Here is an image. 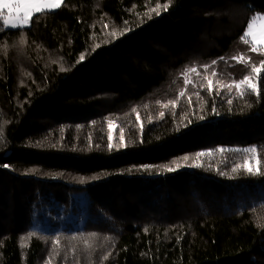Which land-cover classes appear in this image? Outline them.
Masks as SVG:
<instances>
[{
  "label": "trees",
  "instance_id": "obj_1",
  "mask_svg": "<svg viewBox=\"0 0 264 264\" xmlns=\"http://www.w3.org/2000/svg\"><path fill=\"white\" fill-rule=\"evenodd\" d=\"M255 13L264 0H64L0 29V162L72 168L131 213L92 201L74 232L0 234V264H264V176L232 171L250 147L264 171V72L259 97L204 78L232 80L222 55ZM244 130L259 138L211 142Z\"/></svg>",
  "mask_w": 264,
  "mask_h": 264
},
{
  "label": "rangeland",
  "instance_id": "obj_2",
  "mask_svg": "<svg viewBox=\"0 0 264 264\" xmlns=\"http://www.w3.org/2000/svg\"><path fill=\"white\" fill-rule=\"evenodd\" d=\"M58 8H52L50 11H56ZM5 15H7V10H5ZM257 15L264 16V13L243 15L242 18L247 20L244 33ZM243 35L232 45L229 52H224L222 55L224 62L232 61L231 65L221 64L222 74L232 77V80L220 78L218 83L224 88H228L227 85L251 74L249 59L251 64L256 66L264 60V50L260 54L251 51L250 45L243 42ZM234 57H245L246 59L238 61L233 59ZM230 66L235 69L236 74H230ZM212 73L206 72L204 78L207 81L213 80ZM214 73L216 74V71ZM231 92L238 93L235 87L231 89ZM258 138V134L244 130L229 135L218 133L211 142L240 147ZM7 166L4 167L0 162V234L22 229H35L41 232L61 230L74 232L80 228L92 201L121 218L131 215L125 208H120L119 195L115 190L100 189V186L90 184V179L72 168L65 170L54 168L50 164H27L20 161H10ZM48 181H52L51 184L46 183ZM73 186L76 189L73 190ZM79 187L82 188L79 189ZM61 198L64 200L62 203Z\"/></svg>",
  "mask_w": 264,
  "mask_h": 264
},
{
  "label": "snow or ice",
  "instance_id": "obj_3",
  "mask_svg": "<svg viewBox=\"0 0 264 264\" xmlns=\"http://www.w3.org/2000/svg\"><path fill=\"white\" fill-rule=\"evenodd\" d=\"M64 3V0H0V29L2 28H24L27 26H30V23L32 22L33 17L35 16L36 19H39V16L36 14H44L46 10L50 11L52 8H58ZM159 7V6H157ZM168 5H164V9L167 10ZM5 10H7V15H5ZM153 11H156V9H153ZM157 14H159L157 12ZM114 34V33H113ZM251 37V39H249ZM242 40L245 44L250 45V50L253 52H256L258 54L261 53L262 50H264V16L257 15L252 19V21L248 25L247 31L244 33ZM84 57H81V60H83ZM233 59H237L238 61H243L246 58L245 57H234ZM215 63V61L213 62ZM248 64L251 65L250 75H246L243 79L239 81L233 82V84L227 85L229 90H231L233 87L236 88L239 95L243 96L246 92L255 94L259 97L260 95V80L261 76L260 73L264 72V60L260 61L259 66H256L254 64H251L250 59L248 60ZM207 67V66H206ZM63 70V69H62ZM196 68H191L188 70V72H196ZM187 72L185 73V83H188L187 80ZM213 76L216 74L213 72ZM215 83L213 80H208V90L211 92L214 88ZM181 96L184 95L183 92L180 93ZM173 105H175V101L171 102ZM231 103V101H229ZM163 115V114H161ZM111 139V137H110ZM121 146H125L123 144V137H121ZM109 148H112V145L109 144ZM218 151L223 152V149H218ZM237 151H243L244 153L251 154L249 157H247L242 165H237L232 169V171L235 173L238 169L242 168L245 172L248 173L250 176H264V171L261 170V158L257 153L256 147H250L245 148L242 150ZM204 155H211V153H204L200 152L196 154V159H199V157ZM184 161H188L189 157L184 156L182 158ZM175 164L176 162L173 161ZM190 167H197L200 166L196 163H193L191 165H185ZM4 167H8L7 165H4ZM179 167V165H177ZM168 172L175 171L176 168L173 167H166L165 169ZM223 174V173H221ZM95 235V234H93Z\"/></svg>",
  "mask_w": 264,
  "mask_h": 264
}]
</instances>
